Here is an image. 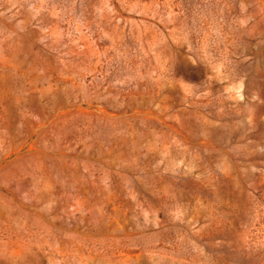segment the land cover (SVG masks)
<instances>
[{
  "label": "rangeland",
  "instance_id": "obj_1",
  "mask_svg": "<svg viewBox=\"0 0 264 264\" xmlns=\"http://www.w3.org/2000/svg\"><path fill=\"white\" fill-rule=\"evenodd\" d=\"M0 264H264V0H0Z\"/></svg>",
  "mask_w": 264,
  "mask_h": 264
}]
</instances>
